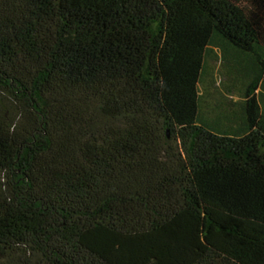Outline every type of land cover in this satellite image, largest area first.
Instances as JSON below:
<instances>
[{
  "label": "trees",
  "instance_id": "trees-1",
  "mask_svg": "<svg viewBox=\"0 0 264 264\" xmlns=\"http://www.w3.org/2000/svg\"><path fill=\"white\" fill-rule=\"evenodd\" d=\"M0 264H264V0H0Z\"/></svg>",
  "mask_w": 264,
  "mask_h": 264
},
{
  "label": "rangeland",
  "instance_id": "rangeland-1",
  "mask_svg": "<svg viewBox=\"0 0 264 264\" xmlns=\"http://www.w3.org/2000/svg\"><path fill=\"white\" fill-rule=\"evenodd\" d=\"M233 61L235 62V70L233 72V74L231 75V77L236 78V82H237V87L233 90H230V96L236 100V98H238L240 96V93L242 92L241 90V86H242V82H244V78H243V74L245 73L244 69L246 64L243 62V60L241 58H235L233 59ZM226 63L225 65L222 67L220 65H218V67L216 68V70L214 71V69H212V78H214V81L216 82L217 85V92L219 93H223L226 92V79H227V74H226ZM229 92V91H228ZM208 96H206V98L202 99V103H201V110L203 109V101L207 100ZM221 104V103H219ZM212 108L214 107L213 103L211 104ZM239 105H237V109H238V116L239 118H241V111L239 110ZM204 111V110H203ZM200 122H202L207 128H219L220 125H222L221 123H223V120L217 119L215 118V116H211L208 114H203L200 117Z\"/></svg>",
  "mask_w": 264,
  "mask_h": 264
},
{
  "label": "crops",
  "instance_id": "crops-1",
  "mask_svg": "<svg viewBox=\"0 0 264 264\" xmlns=\"http://www.w3.org/2000/svg\"><path fill=\"white\" fill-rule=\"evenodd\" d=\"M215 52H217V50H215Z\"/></svg>",
  "mask_w": 264,
  "mask_h": 264
}]
</instances>
